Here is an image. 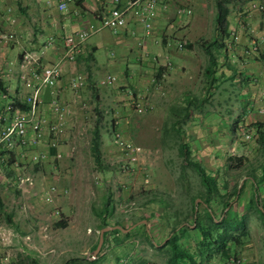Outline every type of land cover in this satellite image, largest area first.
Returning <instances> with one entry per match:
<instances>
[{
	"label": "crops",
	"instance_id": "1",
	"mask_svg": "<svg viewBox=\"0 0 264 264\" xmlns=\"http://www.w3.org/2000/svg\"><path fill=\"white\" fill-rule=\"evenodd\" d=\"M60 2L62 0H0V84L7 87L12 96L22 101L30 91L21 79V74L28 71L26 54L34 56L31 68L58 62L64 53L65 37L92 24L98 29L88 38L83 53L75 61L62 63L57 86L46 87L42 92L41 113L51 116L49 101L56 92L62 98L66 90L69 110L66 130L75 120H82L85 113L86 116L113 115L126 134L143 131L140 121L144 123L152 112L162 117L163 124L181 116L185 119L177 126L182 127L183 143L188 145L191 158L209 167L214 174L220 165H228L232 157L230 151L238 146L244 129L251 130L254 138L264 132V10L255 7L264 3L263 0H231L230 12L221 24L216 22V0H206V3L178 0L159 14L149 36H145L143 25L134 18L117 32L100 27V17L116 5L114 0H78L70 3L65 11L59 10ZM181 3L189 4L191 15L177 13V5ZM209 3L214 4V13L204 12ZM12 31L17 39L3 43L2 35ZM233 34L239 36V40L235 41ZM256 40L260 41L257 52L251 50ZM181 41L188 43L184 50L177 47ZM100 47L108 48L105 56L100 54ZM167 57L173 63L171 68L162 66ZM76 73L87 75L85 85L79 90L69 84ZM107 75L116 76L117 81L101 85L100 81ZM153 78L157 79V84L152 82ZM130 92L146 95L154 105L153 110L135 114L128 106ZM81 99L87 100L92 108L90 112H83L79 105ZM36 149L48 151L47 141ZM137 166H133V171ZM249 185L252 186V182ZM260 192L264 196V188ZM252 193L253 188L246 189L238 207L245 211ZM152 198L141 218L150 217L155 207L163 212V204ZM214 208L221 211L220 206ZM110 219L107 221L112 222ZM143 220L146 219L139 220L136 224H140L130 230L129 237L117 233L108 235L98 264H122L124 258L126 264H155V257L146 256L139 247L143 244L162 255L159 264H168L162 252L146 243L144 228L138 227L145 224ZM102 222L100 218L95 226L100 228ZM74 226L83 228L78 221L67 225L66 229ZM151 226L155 228L154 223ZM155 233V238L160 240L163 235ZM136 240L140 244L135 243ZM95 244L94 237L85 231L73 236L67 244L66 261L89 257L86 255L93 252ZM244 264H248L246 260Z\"/></svg>",
	"mask_w": 264,
	"mask_h": 264
},
{
	"label": "rangeland",
	"instance_id": "2",
	"mask_svg": "<svg viewBox=\"0 0 264 264\" xmlns=\"http://www.w3.org/2000/svg\"><path fill=\"white\" fill-rule=\"evenodd\" d=\"M204 12L214 13V4L209 3ZM107 49L100 47V54L104 53L105 56ZM60 99L66 105V90ZM79 105L84 113L92 109L85 99H81ZM114 120L116 118L113 115L86 116V113L82 120H75L74 125L60 136L59 151L62 157L59 159L50 156L43 162L22 161L17 153L7 154L9 159L13 157L19 161V172L30 175L34 183L33 186L20 185L15 175L8 174V170L2 166L0 196L5 207L0 210V256L8 257L12 264H66L67 244L73 236L85 231L94 237V242L98 240L100 230L95 224L100 218L97 210L109 195L115 208L110 217L112 222L118 219L124 223L140 220L148 200L155 194L173 195L179 202L178 198L187 186L186 182L182 185V181H179L183 158L177 147L162 144V117L152 112L144 123L140 121V125H144L143 131L139 129L126 134L143 147L136 171L130 168L122 151L113 143L112 127L110 129L109 126H112ZM96 124L101 127L103 134V171L95 163L90 147ZM259 143L258 137H253L251 141L241 137L238 146L230 153L232 157L242 160L234 162L237 164L235 167L230 163L220 165L216 173L227 175L231 184L234 180L242 184L245 176L252 173L262 174L264 149ZM206 169L214 175L209 167ZM187 176L194 193L200 186L199 177L191 168L187 169ZM246 184L249 185V182ZM50 186H56L59 193L49 203L43 200L42 194ZM252 188L249 185L246 189ZM243 199L247 200L245 196ZM233 211L239 214L244 209L237 205ZM246 211L250 236L246 243L236 247L237 254L243 256L248 264H264L263 222L251 209ZM218 215H221V211ZM78 221L83 228L74 226L66 229V222L71 226ZM143 246L139 247L145 255L154 256L155 264H159L162 255L155 253L148 245ZM93 252L86 256L92 259ZM208 264L226 263L217 256Z\"/></svg>",
	"mask_w": 264,
	"mask_h": 264
},
{
	"label": "trees",
	"instance_id": "3",
	"mask_svg": "<svg viewBox=\"0 0 264 264\" xmlns=\"http://www.w3.org/2000/svg\"><path fill=\"white\" fill-rule=\"evenodd\" d=\"M230 1L216 0L217 23H223L230 12L228 5ZM8 91L7 87L0 84V94ZM14 99L18 107L21 109L27 108L21 100L16 97ZM2 107L0 100V112ZM183 119L185 118L181 116L178 120L172 117L163 124L161 142L163 145L177 147L183 158L179 181H182V185H184L183 182H186L185 191L184 193L181 192L178 203L173 196L160 197L155 194L152 200L155 202L160 201L163 204V212L157 207L152 208L153 212L150 217L140 218V220L146 219L147 224H141L138 227L144 228L143 235L146 243L156 251L162 252L166 256L168 264H208L212 258L217 256L226 263L231 256L238 255L236 247L246 243L250 236L248 212L244 211L238 214V212L233 211V208L241 202L242 195L247 188V181L252 182L253 193L248 199L246 208L256 213L264 225V196L260 192L261 188H264V163L261 165L262 175L260 178L252 173L247 176L246 179L248 180L244 179L242 181V184L236 180L231 184L228 176H224L221 172L213 175L204 165L191 158L188 145L183 143L182 127L181 125L177 126ZM259 141L264 148V132L259 133ZM90 143L94 161L103 171V134L98 124L93 129ZM55 153V149L49 150L50 156H54ZM12 154L15 155L16 152H12ZM241 160V158L236 157L228 159L232 167L237 165L234 162H240ZM14 161L13 157L10 159L5 157L4 162H1V167L4 166L8 170V174L15 175L17 167L14 166ZM188 168H191L199 177L200 186L194 193L190 189L191 182L187 176ZM198 199H200L199 202H197ZM216 206L221 207V215H218L219 212L215 210L214 207ZM4 207L5 204L0 196V210H3ZM114 210L109 195L103 206L97 210V215L103 220L99 230L111 225H121L123 228L128 229L139 221H134L129 225L119 219L114 222L107 221L113 215ZM8 217L11 219L10 214H8ZM151 223H154L155 228L151 226ZM147 225H149L148 229H146ZM155 231L163 235L160 240L155 238ZM116 233L129 237L131 231L124 233L116 229L106 232L101 251L105 246L107 236ZM98 241L99 238L93 251L96 249ZM98 261L99 254L94 259L89 257L72 258L67 260L66 264H98Z\"/></svg>",
	"mask_w": 264,
	"mask_h": 264
},
{
	"label": "built area",
	"instance_id": "4",
	"mask_svg": "<svg viewBox=\"0 0 264 264\" xmlns=\"http://www.w3.org/2000/svg\"><path fill=\"white\" fill-rule=\"evenodd\" d=\"M78 0H62L58 5L59 10L65 11L68 9L70 3L77 2ZM116 4L107 14L100 17V27L109 28L117 32L125 27L130 18L139 21L144 28L145 36L152 33L154 24L159 14L162 11L168 10L178 0H114ZM50 4V1H48ZM258 10H264V4L255 5ZM177 13L182 15H191L192 9L189 4L181 3L177 5ZM98 28L95 25H90L83 28L78 32L67 35L64 39V53L58 62L45 65L41 68L33 67V55L26 54L25 63L28 65V71L21 74L23 84L30 89L28 94L25 95L22 102L26 104L27 108L21 109L16 104L15 96L11 92L0 94L2 111L0 112V171L2 170L1 162H4L8 153L16 152L21 157H29L33 162H43L49 157V150L55 149L56 153L53 157L59 159L62 157V152L59 151L60 136L66 130L68 107L64 105L60 99L59 92L54 93L49 106L51 116H45L41 113L42 107V92L46 87H56L62 75V63L66 61H75L77 57L83 53L85 44L88 38ZM17 39L14 31L5 33L1 37V41L9 44ZM235 41L239 40V36L233 34ZM258 40L253 41L251 50L257 52L259 50ZM187 42H178L177 47L179 50H184ZM162 66L171 68L173 67L172 61L167 57ZM12 68L9 69L8 74H12ZM87 75L84 73L74 74L69 81L70 86L75 89H81L86 83ZM117 81L114 75H107L101 81V85H112ZM153 83H158L156 78L152 79ZM9 90V89H8ZM129 108L137 115H143L146 112L153 110L154 105L141 92H130ZM113 143L124 154L130 168L134 170V165L139 163L143 147L128 138L119 120L112 123ZM242 135L245 140L251 141L253 133L251 130L244 129ZM44 141H47L48 151L36 149ZM14 166L17 167L15 180L20 185L33 186V178L30 175L21 174L19 169L21 166L18 160L14 161ZM67 192V190H64ZM59 193L56 186H50L42 194L43 200L46 202H53L54 197ZM58 213V211H56ZM127 261L122 259V264ZM245 258L241 255L231 256L226 264H244ZM0 264H12L8 257L0 256Z\"/></svg>",
	"mask_w": 264,
	"mask_h": 264
},
{
	"label": "water",
	"instance_id": "5",
	"mask_svg": "<svg viewBox=\"0 0 264 264\" xmlns=\"http://www.w3.org/2000/svg\"><path fill=\"white\" fill-rule=\"evenodd\" d=\"M199 201H200V199L197 200V202H199ZM143 223L146 224L147 223V220H143ZM138 224H140V223H138ZM138 224H135V225H133L132 227H130L128 229L123 228V226H121V225H111V226H106V227L102 228L100 230V234H99L98 245H97L96 249L93 252L92 259L93 258H96L98 256V254L100 253V251L102 249V246L104 244V241H105V233L106 232L112 231V230H116V229L121 230L123 232H128V231L132 230L134 227H136Z\"/></svg>",
	"mask_w": 264,
	"mask_h": 264
}]
</instances>
